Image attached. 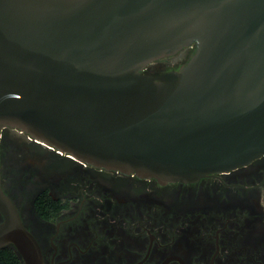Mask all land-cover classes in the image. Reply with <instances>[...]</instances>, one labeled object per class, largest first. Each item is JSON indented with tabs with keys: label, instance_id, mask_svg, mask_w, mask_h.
I'll return each mask as SVG.
<instances>
[{
	"label": "water",
	"instance_id": "95a60500",
	"mask_svg": "<svg viewBox=\"0 0 264 264\" xmlns=\"http://www.w3.org/2000/svg\"><path fill=\"white\" fill-rule=\"evenodd\" d=\"M198 42L181 68L149 64ZM196 181L264 156V0H0V248L45 264L2 186V138Z\"/></svg>",
	"mask_w": 264,
	"mask_h": 264
},
{
	"label": "flooded vegetation",
	"instance_id": "af4514ba",
	"mask_svg": "<svg viewBox=\"0 0 264 264\" xmlns=\"http://www.w3.org/2000/svg\"><path fill=\"white\" fill-rule=\"evenodd\" d=\"M197 47V41L186 45L146 72H167L153 70L159 62L181 69ZM4 131L5 138L25 140L43 150L42 160L55 158L66 168L60 176L46 172L39 188L38 170L18 168L13 180L2 158L3 189L37 238L45 264H264V211L257 196L264 190V165L256 164L264 156L230 173L163 184L72 158L18 127ZM43 194L54 201L41 202Z\"/></svg>",
	"mask_w": 264,
	"mask_h": 264
},
{
	"label": "rangeland",
	"instance_id": "374dc122",
	"mask_svg": "<svg viewBox=\"0 0 264 264\" xmlns=\"http://www.w3.org/2000/svg\"><path fill=\"white\" fill-rule=\"evenodd\" d=\"M162 59V58H161ZM161 61V60H160ZM153 70L155 71H169L171 69L176 68V64L174 62H159L156 65H153ZM33 148V149H32ZM2 149V158L4 162V167L6 170L11 171L14 173L12 174V178L17 179L19 173L17 172L18 168H22L25 166H33L36 170L39 171V174L36 173V179L38 181L37 186L39 188L46 185L45 177L49 176L50 174H47L46 172L52 173L54 175L60 176L66 168L60 167L59 160H55L54 162H50L49 160H42L43 155L45 154L42 149H38L35 146H28V142L25 140H19L17 138H5V131H4V138L2 139L1 144ZM26 149H31L30 151H25ZM257 165H264V162H258ZM42 170H45L44 172ZM262 173H264V167L261 168ZM42 172V174H41ZM71 180V179H70ZM262 179H256V181H261ZM264 181V180H263ZM76 183H73L72 187H74ZM64 190L66 187L63 188ZM64 190H61V194H65L66 192ZM70 190V188L68 189ZM74 191V190H73ZM257 193L258 199L260 200L262 206L260 207L261 210L264 211V190L260 189ZM71 192V191H70ZM68 192V193H70ZM264 221V219H262ZM258 228V226H256ZM257 228H255L257 230ZM264 230V227H263ZM256 234V233H255Z\"/></svg>",
	"mask_w": 264,
	"mask_h": 264
},
{
	"label": "trees",
	"instance_id": "16d2710c",
	"mask_svg": "<svg viewBox=\"0 0 264 264\" xmlns=\"http://www.w3.org/2000/svg\"><path fill=\"white\" fill-rule=\"evenodd\" d=\"M45 197H48V198H45ZM45 199L54 201L51 196H48L45 194L39 197V200L41 202H43ZM59 207H60V204L57 208H55V210H58ZM41 215L46 218H49L52 216L51 213H42V212H41ZM0 264H24V263L15 249H13L12 247H4V248H0Z\"/></svg>",
	"mask_w": 264,
	"mask_h": 264
}]
</instances>
